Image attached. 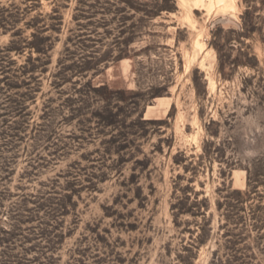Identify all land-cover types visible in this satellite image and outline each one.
Segmentation results:
<instances>
[{
    "label": "rangeland",
    "instance_id": "1",
    "mask_svg": "<svg viewBox=\"0 0 264 264\" xmlns=\"http://www.w3.org/2000/svg\"><path fill=\"white\" fill-rule=\"evenodd\" d=\"M226 2L0 0V264H264V0Z\"/></svg>",
    "mask_w": 264,
    "mask_h": 264
},
{
    "label": "bare ground",
    "instance_id": "2",
    "mask_svg": "<svg viewBox=\"0 0 264 264\" xmlns=\"http://www.w3.org/2000/svg\"><path fill=\"white\" fill-rule=\"evenodd\" d=\"M217 5L221 6V9H228L231 7V5H229L226 0H216ZM229 2V1H228ZM218 6V7H219Z\"/></svg>",
    "mask_w": 264,
    "mask_h": 264
},
{
    "label": "trees",
    "instance_id": "3",
    "mask_svg": "<svg viewBox=\"0 0 264 264\" xmlns=\"http://www.w3.org/2000/svg\"><path fill=\"white\" fill-rule=\"evenodd\" d=\"M250 183H251V179L249 177V187H250ZM244 197L248 198L249 197V194L248 192H245V193H241Z\"/></svg>",
    "mask_w": 264,
    "mask_h": 264
}]
</instances>
